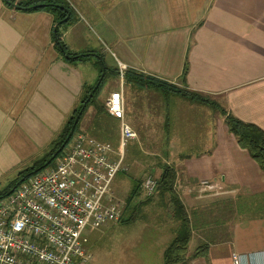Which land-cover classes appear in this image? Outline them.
I'll list each match as a JSON object with an SVG mask.
<instances>
[{
	"label": "crops",
	"instance_id": "crops-1",
	"mask_svg": "<svg viewBox=\"0 0 264 264\" xmlns=\"http://www.w3.org/2000/svg\"><path fill=\"white\" fill-rule=\"evenodd\" d=\"M65 1L75 21L59 28L61 41L66 52L92 54L85 61L68 63L57 51L51 13L0 0V187L42 159L84 87L95 83L98 58L112 70L120 64L178 88L186 59L187 90L264 131V0ZM114 88L135 139L151 138V166L176 172L175 191L191 228L187 254L207 246L186 264H232L233 254L264 264V172L218 111L128 82ZM133 107L141 116L132 117ZM113 122L119 138L120 123ZM202 181L220 194L198 198Z\"/></svg>",
	"mask_w": 264,
	"mask_h": 264
},
{
	"label": "built area",
	"instance_id": "built-area-1",
	"mask_svg": "<svg viewBox=\"0 0 264 264\" xmlns=\"http://www.w3.org/2000/svg\"><path fill=\"white\" fill-rule=\"evenodd\" d=\"M119 78L125 67L118 65ZM109 116L120 123L123 148L136 135L124 121L122 93L105 101ZM123 166V155L112 145L89 134L76 133L53 165L39 170L0 200V264H87L84 231L121 218L124 206L111 197L110 184ZM157 181L146 177L141 189L152 196ZM198 198L220 194L217 186L202 181ZM232 264L247 257L233 254Z\"/></svg>",
	"mask_w": 264,
	"mask_h": 264
},
{
	"label": "trees",
	"instance_id": "trees-1",
	"mask_svg": "<svg viewBox=\"0 0 264 264\" xmlns=\"http://www.w3.org/2000/svg\"><path fill=\"white\" fill-rule=\"evenodd\" d=\"M3 2L6 5L21 11L31 12L46 10L51 13L53 16L54 26V46L57 51L64 56L68 63L85 61L89 57H93L91 56L92 54L87 53L83 55L66 52V47L61 41L59 28L71 25L75 21V16L70 5L67 4L65 0H23L19 2H15L14 0H3ZM98 59L99 61L97 64L99 66V77L95 85L84 87L80 96L79 104L68 116L59 134L49 144L42 159L33 163V166L21 170L15 180L10 182V185L6 189L0 191V200L7 197L21 182L37 173L39 170L53 165L55 160L66 150L72 137L76 133L80 132L81 120L90 107L94 110V116L88 129L89 134L102 142H106V138H113V135L116 132V125L113 122L114 118L109 116L106 112L105 104L101 105L98 103L97 95L105 83L106 76L109 77L112 75L117 77L119 76V72L116 69L112 70L106 67L103 60L101 58ZM187 72L188 63L185 59L180 77V82L183 88H178L177 86L169 84L165 81L156 79L152 76L137 73L129 69L124 71L123 79L126 82L131 83L136 88L156 90L165 96L176 95L191 103L208 106L211 109L218 111L220 116L224 117L226 128L235 138L237 145L241 149L245 150L249 157L264 172V131L254 124L238 120L232 114L228 113L216 101L187 90L184 85ZM155 179L157 181L155 193L160 197V200L171 209V217L177 223L176 233L163 252L164 264H186L188 261L195 259L198 256H204L207 249L206 245L198 246L191 254H187V246L191 239V228L185 208L179 195L175 191V170L167 165H163L159 176ZM138 184L139 186L131 191V199L138 194V191L141 188L140 181ZM152 196L146 197L143 202H148ZM131 199H129L128 202ZM128 207L129 205L127 204L124 210ZM121 219L122 218H120V220ZM122 222L124 221L122 220Z\"/></svg>",
	"mask_w": 264,
	"mask_h": 264
},
{
	"label": "rangeland",
	"instance_id": "rangeland-1",
	"mask_svg": "<svg viewBox=\"0 0 264 264\" xmlns=\"http://www.w3.org/2000/svg\"><path fill=\"white\" fill-rule=\"evenodd\" d=\"M91 62L95 67L93 58H91ZM95 69L92 72L96 76V83L99 77V67H97L98 70ZM122 83L125 87L126 82L119 76H106L105 83L97 95L98 103L104 105L108 95L119 90L114 88L115 85L121 86ZM156 95L160 96L161 93L156 92ZM141 96V104L145 109V95ZM132 102L134 104L133 100ZM172 102L174 101L172 100ZM142 114L148 116L147 111L144 113L142 111ZM137 115L140 114L133 107L132 117ZM93 116L94 110L90 107L81 120V132L89 134L88 129ZM221 120L225 124L224 117ZM141 128L145 132V126ZM106 139V142L112 145L116 153L123 155V166L126 167V171H120L113 177L110 184L111 197L122 204L124 208L127 204L129 207L123 210L122 219L115 223L111 222L99 227H91V225L86 227L84 249L90 256L87 264H164L163 252L172 241V232L176 233L177 230V223L171 217V209L160 200L156 193L148 202H143L146 196L141 188L132 199L130 196L131 191L139 186V181L142 183L146 177L156 178L160 174L159 166L150 164L152 150L149 147L152 146L148 144V141L151 138H146L143 134L142 138L128 141L123 150L119 138ZM15 178H11L10 182ZM8 183L0 187V191L6 189L10 185ZM253 198V196L241 198L240 203L246 204ZM129 199H131L130 203Z\"/></svg>",
	"mask_w": 264,
	"mask_h": 264
}]
</instances>
